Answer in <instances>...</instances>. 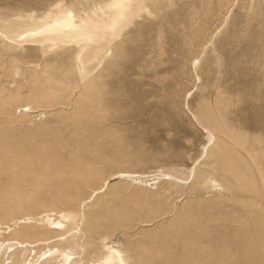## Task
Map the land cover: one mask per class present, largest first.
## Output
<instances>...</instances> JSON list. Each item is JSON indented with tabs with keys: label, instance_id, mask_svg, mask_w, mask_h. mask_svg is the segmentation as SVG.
Listing matches in <instances>:
<instances>
[{
	"label": "rangeland",
	"instance_id": "obj_1",
	"mask_svg": "<svg viewBox=\"0 0 264 264\" xmlns=\"http://www.w3.org/2000/svg\"><path fill=\"white\" fill-rule=\"evenodd\" d=\"M104 240L264 264V0H0V264Z\"/></svg>",
	"mask_w": 264,
	"mask_h": 264
},
{
	"label": "bare ground",
	"instance_id": "obj_2",
	"mask_svg": "<svg viewBox=\"0 0 264 264\" xmlns=\"http://www.w3.org/2000/svg\"><path fill=\"white\" fill-rule=\"evenodd\" d=\"M108 185H109V182L108 181L105 182L103 187L99 191L95 192L96 193L95 195L101 192V190H103L104 187H105L104 190H106L108 188ZM77 220H78L77 217L72 213H61L57 219L52 220L49 218L48 229L52 233H57L60 236H64L65 235L64 230L66 229L67 224L73 223L74 225H76ZM102 246H103V251L105 253L104 257L102 261L96 262L94 264H127L126 260L124 259L123 254L118 249H116L114 246L108 244V242H106L105 240ZM60 256L62 257V261H63L62 264H75L72 262V260L69 259L68 255L62 254Z\"/></svg>",
	"mask_w": 264,
	"mask_h": 264
}]
</instances>
